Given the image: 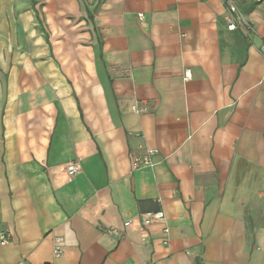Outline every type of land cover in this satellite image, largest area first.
<instances>
[{
    "label": "crops",
    "instance_id": "obj_1",
    "mask_svg": "<svg viewBox=\"0 0 264 264\" xmlns=\"http://www.w3.org/2000/svg\"><path fill=\"white\" fill-rule=\"evenodd\" d=\"M30 1L0 59V264H264V0H233L246 32L225 0Z\"/></svg>",
    "mask_w": 264,
    "mask_h": 264
},
{
    "label": "rangeland",
    "instance_id": "obj_2",
    "mask_svg": "<svg viewBox=\"0 0 264 264\" xmlns=\"http://www.w3.org/2000/svg\"><path fill=\"white\" fill-rule=\"evenodd\" d=\"M49 1L37 0L35 9L40 13L42 22L43 12L56 10L54 4ZM70 9L71 6H68V12ZM31 12L35 11L30 0H0V59L9 60L18 57L16 45L22 47L21 51L24 54L27 53L26 44L30 33L28 18ZM80 23V17L68 15L66 38L70 47L69 55L76 48L88 46L85 30L80 29Z\"/></svg>",
    "mask_w": 264,
    "mask_h": 264
},
{
    "label": "built area",
    "instance_id": "obj_3",
    "mask_svg": "<svg viewBox=\"0 0 264 264\" xmlns=\"http://www.w3.org/2000/svg\"><path fill=\"white\" fill-rule=\"evenodd\" d=\"M244 1H252V0H244ZM257 1V0H254ZM227 11H228V29L229 30H235L236 28H240L243 32H246L248 29V26L245 23L244 17L242 13L239 11L236 4L233 2V0H225ZM141 17V15L139 16ZM261 52L264 55V45L261 47ZM186 79L190 78V75L188 72L185 74ZM135 112L138 111V108L133 107L132 108ZM157 153L156 150H147L143 154L135 156L132 158L131 166L133 170H137L142 167H152L154 165L152 159ZM66 172L69 177H74L80 172V168L77 163H69L66 166ZM163 214L161 212L157 213H144L140 215V221L143 225H149L156 222H161L163 220ZM108 234L118 236L119 233L116 230H109L107 232ZM10 240V234L7 232L0 231V245H5ZM59 248H56L54 250L55 256L60 255Z\"/></svg>",
    "mask_w": 264,
    "mask_h": 264
},
{
    "label": "trees",
    "instance_id": "obj_4",
    "mask_svg": "<svg viewBox=\"0 0 264 264\" xmlns=\"http://www.w3.org/2000/svg\"><path fill=\"white\" fill-rule=\"evenodd\" d=\"M255 5H256V2H253V3L250 4L249 8L252 9Z\"/></svg>",
    "mask_w": 264,
    "mask_h": 264
}]
</instances>
